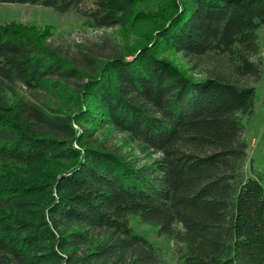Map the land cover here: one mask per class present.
Returning <instances> with one entry per match:
<instances>
[{"label":"trees","instance_id":"16d2710c","mask_svg":"<svg viewBox=\"0 0 264 264\" xmlns=\"http://www.w3.org/2000/svg\"><path fill=\"white\" fill-rule=\"evenodd\" d=\"M140 1L0 4L102 30L146 22ZM149 19L139 46L100 57L0 26V264H167L133 219L183 245L178 264H264V174L244 138L264 0H168Z\"/></svg>","mask_w":264,"mask_h":264},{"label":"rangeland","instance_id":"374dc122","mask_svg":"<svg viewBox=\"0 0 264 264\" xmlns=\"http://www.w3.org/2000/svg\"><path fill=\"white\" fill-rule=\"evenodd\" d=\"M167 2L168 0H141L137 10L146 14V22L127 28L102 30L91 28L76 13L63 15L40 6L0 4V26L20 25L35 27L42 32L49 30L53 35L54 46L60 47L68 55L77 50L92 52L99 57L115 52L124 54L148 38L154 30L153 21L149 17L161 14ZM259 36L261 50L254 61L264 68V29L259 31ZM168 58L186 68L178 56L168 55ZM254 86L257 94L255 113L250 120H244V138L249 145L246 169L249 171L253 165L257 173L264 174V69L261 80ZM115 142L118 143V139L113 143ZM132 226L139 235L147 238L157 248L164 262L178 264L183 245L160 236L155 228L142 225L136 219L132 220Z\"/></svg>","mask_w":264,"mask_h":264}]
</instances>
